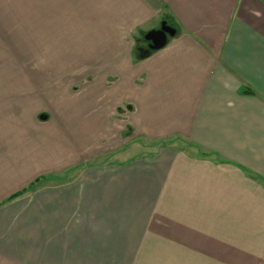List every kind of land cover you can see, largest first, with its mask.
<instances>
[{
    "label": "crops",
    "instance_id": "crops-1",
    "mask_svg": "<svg viewBox=\"0 0 264 264\" xmlns=\"http://www.w3.org/2000/svg\"><path fill=\"white\" fill-rule=\"evenodd\" d=\"M164 18L174 36L130 61ZM0 19L88 60L48 79L0 59V264H264V0H0ZM133 139L175 140L121 157Z\"/></svg>",
    "mask_w": 264,
    "mask_h": 264
},
{
    "label": "rangeland",
    "instance_id": "rangeland-1",
    "mask_svg": "<svg viewBox=\"0 0 264 264\" xmlns=\"http://www.w3.org/2000/svg\"><path fill=\"white\" fill-rule=\"evenodd\" d=\"M2 17V16H1ZM3 18V17H2ZM6 19V18H3ZM162 22L167 23V25L172 29H177L174 27L169 21H167L166 18L162 20ZM8 28V23L5 24L0 19V32L6 31ZM20 32H15L14 29L11 30L7 34H0V59H7L12 60L16 59V66L15 72L17 73H29L31 68H39L41 69V73L43 76H46V78H62V75H68L72 76L74 74L83 72L86 67H83L79 71V62H88L86 59L80 60L79 54L77 55L73 48L70 47H56V48H40L36 46L30 45L28 43L31 40H36L42 34L40 33H25L23 30L18 29ZM144 31H137V33L134 35L133 40L136 43L135 45L138 47V51L134 55V49L131 54L130 50V61L134 62L137 57L140 56L141 50H147L149 47V44L144 39ZM73 37H77L75 33H65L60 35V39L65 40V42L68 43V41H75V39L72 40ZM172 37L168 36L167 40L169 41ZM27 46H26V43ZM4 43L9 44L11 47H8ZM130 43L131 40H130ZM110 53V52H109ZM79 56V57H78ZM98 57V56H97ZM101 58V57H100ZM104 61L103 59H97L96 64L100 65ZM1 69H3L4 72H7L8 64H0ZM56 66V67H54ZM77 66V67H76ZM3 71H0L2 73ZM58 71V73H57ZM62 74V75H61ZM66 77V76H65ZM88 81L93 84V80L91 78L87 79ZM108 84H113L115 82V79L107 80ZM54 84V83H53ZM58 84L64 85L63 81L59 82ZM66 84V83H65ZM74 84L73 82L66 84V89H71V85ZM26 87V85H24ZM73 90V88L71 89ZM76 91V89H74ZM79 90V89H77ZM116 112L119 111L116 109ZM132 132L128 129L126 131L125 136L132 137ZM175 139H169L162 142H151L147 140L142 139H133L129 146L127 147H120L124 149V151L121 153V157L123 158H133L137 156H150L151 153H153L158 145H164L166 143H170ZM121 149V150H122ZM113 157V155H111ZM108 159V157H105ZM103 158V159H105ZM110 158V157H109ZM35 188V187H34Z\"/></svg>",
    "mask_w": 264,
    "mask_h": 264
},
{
    "label": "water",
    "instance_id": "water-1",
    "mask_svg": "<svg viewBox=\"0 0 264 264\" xmlns=\"http://www.w3.org/2000/svg\"><path fill=\"white\" fill-rule=\"evenodd\" d=\"M175 30L170 28L167 23L161 22L160 28L156 30L148 31L144 35V39L148 42V49L151 51H157L163 48L167 43V37H173Z\"/></svg>",
    "mask_w": 264,
    "mask_h": 264
},
{
    "label": "trees",
    "instance_id": "trees-1",
    "mask_svg": "<svg viewBox=\"0 0 264 264\" xmlns=\"http://www.w3.org/2000/svg\"><path fill=\"white\" fill-rule=\"evenodd\" d=\"M147 43H148V42H147ZM138 50H139L138 47L135 45V47H134V52H133L134 55H135V53H136ZM152 52H153V51H151V50H149V49H147V50H144V49H143V50H141L140 56L137 57L136 60H139V61H140V60H142V59L148 57ZM246 92H248V91H246ZM248 93H250V92H248ZM38 181H39V179L36 180L34 183H32L30 186H28L26 189L22 190L21 192H18V193H16V194L12 195L7 201H11V200H13L14 198H17V197L23 195V194L26 193L28 190L34 189V187L36 186V184H37Z\"/></svg>",
    "mask_w": 264,
    "mask_h": 264
},
{
    "label": "flooded vegetation",
    "instance_id": "flooded-vegetation-1",
    "mask_svg": "<svg viewBox=\"0 0 264 264\" xmlns=\"http://www.w3.org/2000/svg\"><path fill=\"white\" fill-rule=\"evenodd\" d=\"M159 28H160V26H159ZM159 28H158V29H159Z\"/></svg>",
    "mask_w": 264,
    "mask_h": 264
}]
</instances>
